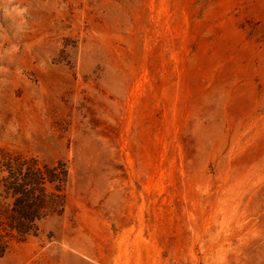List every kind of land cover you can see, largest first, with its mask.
Instances as JSON below:
<instances>
[{
    "label": "rangeland",
    "instance_id": "rangeland-1",
    "mask_svg": "<svg viewBox=\"0 0 264 264\" xmlns=\"http://www.w3.org/2000/svg\"><path fill=\"white\" fill-rule=\"evenodd\" d=\"M16 3L0 161L66 177L0 264H264V0Z\"/></svg>",
    "mask_w": 264,
    "mask_h": 264
},
{
    "label": "trees",
    "instance_id": "trees-1",
    "mask_svg": "<svg viewBox=\"0 0 264 264\" xmlns=\"http://www.w3.org/2000/svg\"><path fill=\"white\" fill-rule=\"evenodd\" d=\"M0 180L3 202L0 203V255L12 242H24L37 231V223L55 212L52 210L60 195L50 193L48 186L59 182L55 190L61 192L66 177L61 179L55 168L43 165L35 158L4 155L0 161ZM5 200L7 202H5Z\"/></svg>",
    "mask_w": 264,
    "mask_h": 264
},
{
    "label": "clouds",
    "instance_id": "clouds-1",
    "mask_svg": "<svg viewBox=\"0 0 264 264\" xmlns=\"http://www.w3.org/2000/svg\"><path fill=\"white\" fill-rule=\"evenodd\" d=\"M0 4H3V12L6 16H13L19 19V23H26L24 17L27 13L26 7H21L16 0H0Z\"/></svg>",
    "mask_w": 264,
    "mask_h": 264
}]
</instances>
